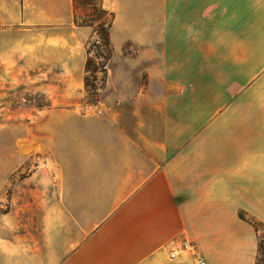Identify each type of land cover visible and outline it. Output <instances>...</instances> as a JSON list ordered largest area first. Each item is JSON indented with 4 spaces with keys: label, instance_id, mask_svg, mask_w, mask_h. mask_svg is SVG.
<instances>
[{
    "label": "crops",
    "instance_id": "obj_1",
    "mask_svg": "<svg viewBox=\"0 0 264 264\" xmlns=\"http://www.w3.org/2000/svg\"><path fill=\"white\" fill-rule=\"evenodd\" d=\"M147 1L162 2L155 27L143 19L153 13L116 12L106 85L90 104L91 29L77 24L74 0H0V132L17 129L20 146L26 96L35 114L30 156H0V192L22 159L42 162L30 184H14L12 214H0V264L256 263L264 0ZM207 2L236 5L214 11ZM123 37L137 53H122ZM35 95L44 103L31 105ZM22 192L37 220L26 248Z\"/></svg>",
    "mask_w": 264,
    "mask_h": 264
},
{
    "label": "rangeland",
    "instance_id": "obj_2",
    "mask_svg": "<svg viewBox=\"0 0 264 264\" xmlns=\"http://www.w3.org/2000/svg\"><path fill=\"white\" fill-rule=\"evenodd\" d=\"M99 0H93L95 4H97ZM102 6L108 10V12H112L113 19L112 23L109 29V38L112 36V39H110V44L112 47L111 56L109 58L112 59L114 55V41H115V25H114V18L116 15V12H130L132 11V14H138L140 15L142 11H145L147 13H153L155 15L152 16H143V19L150 20L149 25L156 26L157 25V16H156V10L162 8V2H156V1H147V0H109V2L105 0H101ZM236 2H207L206 9L211 10H221V9H233L235 8ZM76 7V6H75ZM199 7V5L197 6ZM76 11L74 13V18L77 20V22L82 23L81 21L83 18H86V16H83L86 13H92V9H88L87 11L83 10L81 6L75 8ZM146 14V13H143ZM83 16V17H82ZM105 17V16H104ZM109 19V16H108ZM123 19V18H122ZM140 19V16L139 18ZM99 21L94 20L91 22L90 25H87L91 29L90 37L87 42V60L89 59V66L90 69L85 73V75H88L89 83L92 85L89 87V92H86V101L90 104H96L98 103V100L100 98V94L102 89L106 85V79L108 77L107 72V64L106 62V74L105 72H102L101 65L103 61L102 55L104 54L102 46H100V39L97 33ZM85 23H82L84 25ZM86 25V24H85ZM112 33V34H111ZM148 36H156V29L153 28L152 30L149 29ZM99 41L97 45H93V42ZM122 44H121V51L123 54L131 53L135 54L138 51V45L132 43L130 40H126L124 37L122 38ZM135 76H137L138 85H141L144 80V71L140 73L137 72L140 70L139 65H135ZM238 95H240V90L238 92ZM28 96H26V101L22 102V109L25 108L26 110L20 114V133H21V139H20V146L16 145V141L14 140V135L17 133V129L15 131L12 127H8L6 125V128L4 129L3 133L0 132V156H19L18 152H20V156H30V143L28 140V121L29 118L32 115H35L34 112H29L28 109ZM44 103V97L42 95H35L34 97H31L30 104H36L41 105ZM7 115V114H6ZM42 163L41 161H36L32 157H27L26 159H22L21 162V170L19 174H12L9 175V177H6L5 181V187L2 192H0V214L8 213L10 211V214H12V196H13V186L14 184H20V185H28L30 184L29 181H27L28 173L31 171L35 165ZM13 160L12 158H7L4 163L5 169H12ZM60 161H53V170H59L60 168ZM44 175L40 177V179L43 178ZM21 196H26V200L23 205L27 204V207H24L22 209V225L20 227V243L23 247L28 246L29 239L31 238L29 235L30 230L34 229L37 225V220L35 218V215L30 216V212L28 209V194H24L23 192L20 194ZM33 218V219H32ZM32 219V221H30ZM13 218L10 215V219L7 221H4L7 223H12ZM40 222H42V218H40ZM257 224H255V223ZM0 223H2L0 221ZM252 224L256 225L255 229L258 231V236L263 239L264 241V225L257 222L252 221ZM5 233H8V230L5 231ZM201 259L197 258V264H201ZM264 263V257L263 262H259V264Z\"/></svg>",
    "mask_w": 264,
    "mask_h": 264
},
{
    "label": "trees",
    "instance_id": "obj_3",
    "mask_svg": "<svg viewBox=\"0 0 264 264\" xmlns=\"http://www.w3.org/2000/svg\"><path fill=\"white\" fill-rule=\"evenodd\" d=\"M74 3H75L76 8L81 6L82 9L85 11H87L88 9H92L93 11L92 13L88 12L83 15V16H86V18H83V20L81 21L82 23H85L86 25H90L91 22L94 20L99 21L97 33H98V36L101 42L100 46H102L103 51H104V54L102 55L103 63L101 65V70L102 72H105L106 74V64H107L106 62L109 60L111 56V51H112V47L110 44V38H109V29L112 23L113 14L112 12H108V10L102 6L101 0H99L97 4H95L93 0H74ZM108 16H109V19H108ZM82 23L77 22V24L79 25H82ZM98 43L99 41L97 40L93 42V45H97ZM89 69H90L89 59L88 60L86 59L85 71L87 72L89 71ZM91 86L92 85H90L89 83L88 75L86 74L85 75V90L87 93L89 92V87ZM255 224L253 225L254 228L257 225ZM263 257H264V241L258 236L257 257H256L255 264H259V262H263ZM261 264H264V263H261Z\"/></svg>",
    "mask_w": 264,
    "mask_h": 264
},
{
    "label": "built area",
    "instance_id": "obj_4",
    "mask_svg": "<svg viewBox=\"0 0 264 264\" xmlns=\"http://www.w3.org/2000/svg\"><path fill=\"white\" fill-rule=\"evenodd\" d=\"M183 247L184 248H190L191 249V246L187 245L186 243L183 244ZM171 256H174V253H171L170 254ZM202 261V260H201ZM201 264H204V262L202 261Z\"/></svg>",
    "mask_w": 264,
    "mask_h": 264
}]
</instances>
